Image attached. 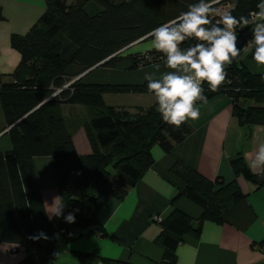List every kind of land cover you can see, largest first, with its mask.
Here are the masks:
<instances>
[{
    "label": "trees",
    "instance_id": "trees-1",
    "mask_svg": "<svg viewBox=\"0 0 264 264\" xmlns=\"http://www.w3.org/2000/svg\"><path fill=\"white\" fill-rule=\"evenodd\" d=\"M44 2V12L30 29L23 35L10 36V46L19 52L20 62L11 73L13 81L0 82V102L11 144L8 151L0 152V244L23 248L25 255L18 264H55L57 255L69 250L72 241L104 233L97 219L99 209L110 199L122 200L151 168L154 146L169 153L191 130L187 121L178 129L163 122L156 101L147 108L134 107L133 111L103 101L105 93H149L147 81L140 85L85 84L79 79L69 83L72 74L67 68L72 64L81 70L96 65L115 68L127 59L131 68H138L165 60L154 49L126 56L122 52L130 44L147 39L153 28L186 11L196 0ZM90 2L100 8L93 15L85 11ZM259 2L214 3V9L228 4L231 15L249 19V26L237 29L240 49L244 38L251 37V27L261 22L253 16L259 11ZM210 19L216 22L214 12ZM195 43L188 40L182 47ZM142 54L150 59L144 61ZM239 57L226 67V80L217 91H210L206 82L202 84L206 102L226 94L239 126L264 125V73L249 72ZM57 89L60 91L53 95ZM64 103L86 109L87 120L82 125L89 154L75 150L61 111ZM203 103L197 101L196 106ZM40 156L51 158L58 205L64 204V215L74 213L75 223H66L63 216H47L33 164V158ZM230 168L235 177L243 176L255 188L264 187V169L251 172L240 155L230 161ZM170 173L182 187L171 199L167 216L158 221L161 230L155 243L162 249L161 264H176V248L186 235L198 236L206 221L221 224L224 213L245 197L235 179L209 180L181 161L173 164ZM181 196L201 208L198 219L174 207ZM41 231L47 234V240L29 238ZM70 253L80 264L95 260L133 264L102 257L97 250Z\"/></svg>",
    "mask_w": 264,
    "mask_h": 264
},
{
    "label": "crops",
    "instance_id": "crops-1",
    "mask_svg": "<svg viewBox=\"0 0 264 264\" xmlns=\"http://www.w3.org/2000/svg\"><path fill=\"white\" fill-rule=\"evenodd\" d=\"M45 9L44 0H0V82L13 81L11 73L20 62V54L10 46L12 34H25ZM100 10L95 3H87L85 11L93 15ZM152 50L151 40H138L123 49L122 55ZM253 49L247 46L239 59L253 74L264 73V66L252 59ZM156 65H160L159 71ZM165 60L131 68L130 60H123L115 68L96 65L81 70L78 65L68 66L72 74L69 83L79 79L85 84L140 85L146 74L159 76L167 71ZM112 96V97H110ZM107 105L132 109L151 106L155 97L151 93H105ZM108 98H117L111 99ZM200 117L188 120L189 135L169 152L158 146L152 148L153 165L127 192L122 200L110 199L97 212L104 233L72 241L69 250L57 255L55 264H80L71 251L97 250L102 257L129 261L133 264H161L162 249L155 243L160 232L153 217L165 218L171 210V199L182 184L170 173L177 161L192 167L209 180L222 178L225 182L236 180L245 197L230 207L223 215V222L206 221L198 236L188 234L176 248V264H264V187L255 188L243 176H234L230 161L241 156L253 173L262 169L252 168L251 162L260 144L264 143V125L239 126L232 116V104L226 94H220L197 106ZM62 115L71 133L78 154L91 152L83 122L87 120L82 105L62 104ZM0 102V152L11 144ZM33 164L46 214L53 216L58 205L51 158H33ZM174 207L193 219L201 215V208L187 197H179ZM21 246L0 244V264H18L24 258ZM91 264H103L99 260Z\"/></svg>",
    "mask_w": 264,
    "mask_h": 264
},
{
    "label": "clouds",
    "instance_id": "clouds-1",
    "mask_svg": "<svg viewBox=\"0 0 264 264\" xmlns=\"http://www.w3.org/2000/svg\"><path fill=\"white\" fill-rule=\"evenodd\" d=\"M259 10L256 16L261 22L251 27V39L248 46L253 49L252 59L264 66V0L256 5ZM214 12L213 0H196L178 16L153 28L147 37L151 48L165 58L167 71L156 76L146 74L147 90L156 101V111L163 122L180 128L188 120H197L200 110L197 101L206 102L202 84L206 82L209 89L215 92L225 82L226 67L240 56L237 29L250 25L245 16L237 19L230 12L219 14L213 22L210 17ZM194 40L193 46L182 45ZM157 71L160 65L155 66ZM252 168L264 169V143L260 144ZM64 204L56 206L53 213L57 218L63 216L66 223H75L74 213L63 214ZM78 211V210H76ZM33 241L47 240L43 231L30 236Z\"/></svg>",
    "mask_w": 264,
    "mask_h": 264
},
{
    "label": "built area",
    "instance_id": "built-area-1",
    "mask_svg": "<svg viewBox=\"0 0 264 264\" xmlns=\"http://www.w3.org/2000/svg\"><path fill=\"white\" fill-rule=\"evenodd\" d=\"M218 1H219V0L214 1L213 4L216 3V2H218ZM230 10H231L230 5H228V4H219V5L214 9V15H215V17H216V20L219 19V14H221V13H225V12H230ZM253 16H254V17H257L256 14L253 15ZM236 31H237V30H236ZM244 39H245V43H244V45H242V47H241V51H244V50L247 48V46H248V42H249V40L251 39V37H245ZM195 42H196V41H195ZM142 57H144V61L150 59V56H149L148 54H142ZM158 59H160V57H159ZM68 85H69V84L64 85L63 88L67 87ZM59 91H60V89H57V90L53 93V95H55V94L58 93ZM153 219H154L156 222H158V221L161 220V218H160L159 216H154ZM261 249H262V252H263V254H264V245H262Z\"/></svg>",
    "mask_w": 264,
    "mask_h": 264
},
{
    "label": "water",
    "instance_id": "water-1",
    "mask_svg": "<svg viewBox=\"0 0 264 264\" xmlns=\"http://www.w3.org/2000/svg\"><path fill=\"white\" fill-rule=\"evenodd\" d=\"M241 43H242L241 39H238V45L237 46L240 47L241 46Z\"/></svg>",
    "mask_w": 264,
    "mask_h": 264
},
{
    "label": "rangeland",
    "instance_id": "rangeland-1",
    "mask_svg": "<svg viewBox=\"0 0 264 264\" xmlns=\"http://www.w3.org/2000/svg\"><path fill=\"white\" fill-rule=\"evenodd\" d=\"M114 94H115V93H113V95H114ZM110 97H112V96H110ZM108 99H109V100H111V99L113 100V99H117V98H108ZM130 110H132V111H133V110H134V108H132V109H130ZM85 111H86V109H85Z\"/></svg>",
    "mask_w": 264,
    "mask_h": 264
}]
</instances>
